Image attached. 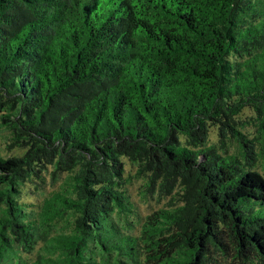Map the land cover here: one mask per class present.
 <instances>
[{
	"label": "trees",
	"instance_id": "16d2710c",
	"mask_svg": "<svg viewBox=\"0 0 264 264\" xmlns=\"http://www.w3.org/2000/svg\"><path fill=\"white\" fill-rule=\"evenodd\" d=\"M0 128V264H264V0H0ZM125 158L181 191L135 235Z\"/></svg>",
	"mask_w": 264,
	"mask_h": 264
},
{
	"label": "rangeland",
	"instance_id": "374dc122",
	"mask_svg": "<svg viewBox=\"0 0 264 264\" xmlns=\"http://www.w3.org/2000/svg\"><path fill=\"white\" fill-rule=\"evenodd\" d=\"M215 132L216 128L212 126L210 130V136L212 138L211 142L216 141ZM5 134L6 132L0 128V154L4 156L13 153V148H7L6 146L7 140L5 139ZM122 160L124 162L123 175L128 178L125 186L126 192L129 196V201L131 202V211H127V221L123 220L121 216L114 214L113 223L117 225L119 231L135 235L139 234L141 225L147 214L160 208L169 209L173 205L181 204V196L178 194L181 191L179 189V185H177L176 182H174L172 187L169 189L170 186H160L159 180H156L155 184L146 189L145 186H143L144 180L146 179L145 175L138 176L136 172V166L132 164L127 158ZM51 170L52 167L48 164L43 170L45 185L43 184V186H40L41 188H37L36 183H29V187L21 195L24 202H27L32 208L36 210H39V205L45 198H50L55 191L60 190L62 187H67V185L64 183L66 175L65 172H61L58 174V176L55 175L52 177ZM64 223V219L59 220L56 223L54 229H62ZM55 234V231H52L50 235ZM44 244L45 239L44 241L39 239L35 249L30 254L21 252L22 257L26 260V264H31L32 261L39 258L40 252H42L41 247L43 248ZM227 244L229 246L226 257L228 261L227 263L233 261L236 264L239 261V258L236 255V251L230 238L227 240Z\"/></svg>",
	"mask_w": 264,
	"mask_h": 264
}]
</instances>
